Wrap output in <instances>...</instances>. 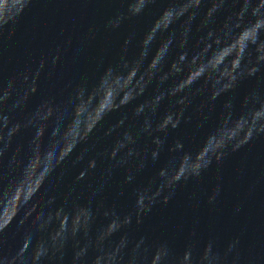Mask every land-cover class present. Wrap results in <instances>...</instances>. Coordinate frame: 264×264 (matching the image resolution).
Listing matches in <instances>:
<instances>
[{"label":"clouds","instance_id":"obj_1","mask_svg":"<svg viewBox=\"0 0 264 264\" xmlns=\"http://www.w3.org/2000/svg\"><path fill=\"white\" fill-rule=\"evenodd\" d=\"M113 2L118 7L107 29L145 15L150 20L139 37L125 36L118 60L94 82L82 76L63 99L49 93L33 103L41 74L55 69L66 49L57 45L35 67L10 76L0 65V264H65L69 248L70 264H264V254L242 253L239 237L221 246L211 236L201 243L193 232L178 250L134 231L178 186L213 164L219 172L230 153L264 136V0ZM33 3L0 0V47ZM253 78L256 86L240 95V84ZM198 97L192 108L201 117L198 128L223 97L213 127L194 147L180 136L169 142L170 133L192 121L186 113ZM116 112L120 118L97 136ZM69 166L79 171L58 196ZM147 168L154 171L133 187L127 211L105 203L102 193L116 170L123 172V189ZM81 182L86 197L78 191ZM220 191L217 184L209 204Z\"/></svg>","mask_w":264,"mask_h":264},{"label":"water","instance_id":"obj_2","mask_svg":"<svg viewBox=\"0 0 264 264\" xmlns=\"http://www.w3.org/2000/svg\"><path fill=\"white\" fill-rule=\"evenodd\" d=\"M118 5L113 0H34L30 10L24 15L21 25L11 39H6L0 47V65L4 75L10 76L24 67H35L40 58L47 56L62 45L66 51L55 69L47 67L41 74L40 93L33 97L38 103L41 95L53 94L58 100L66 97L72 87L87 76L88 82L96 80L99 73L109 64L115 63L122 53L125 36L142 33L150 20L145 15L131 21H125L119 29L105 28V21ZM93 28L94 34L89 33ZM71 40L73 47L67 42ZM136 53L135 42L127 49L129 58ZM49 71L52 75L49 76ZM256 79L243 81L238 93L256 86ZM189 112L193 119L169 136V142L180 136L187 146L194 147L215 123V114L223 103V97L215 102V109L203 127H197L200 114ZM132 105L127 111H131ZM121 113H112L96 135L102 137L104 130L120 118ZM29 133H22L27 139ZM115 135V134H113ZM111 137L101 140L98 147L110 142ZM163 158V157H162ZM79 167L65 173L58 196L71 185ZM153 168H147L137 176L133 184L120 188L123 172L116 170L109 185L102 193L106 204L114 205L121 212L132 206L133 187L151 175ZM99 173H96L98 177ZM95 179V178H93ZM219 184L220 194L214 204L208 203V195ZM78 191L87 195L85 182H81ZM122 192V195L118 193ZM239 209V211H237ZM135 234H147L151 239H166L176 249H182L195 232L194 239L203 243L215 237L221 246L234 237L240 238L242 253L247 255L264 254V136L257 137L240 150L230 153L219 165L215 164L199 179L178 186L175 196L167 205H156L146 215L141 225L135 226ZM71 249L67 250L65 264H70Z\"/></svg>","mask_w":264,"mask_h":264}]
</instances>
